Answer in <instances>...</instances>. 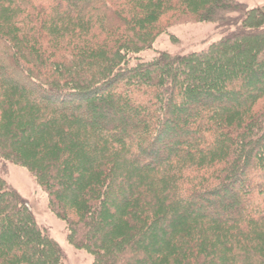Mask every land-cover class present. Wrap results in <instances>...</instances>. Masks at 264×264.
<instances>
[{
    "label": "trees",
    "instance_id": "obj_1",
    "mask_svg": "<svg viewBox=\"0 0 264 264\" xmlns=\"http://www.w3.org/2000/svg\"><path fill=\"white\" fill-rule=\"evenodd\" d=\"M132 2L128 13L110 0H0V112L6 124L13 125L7 142L0 136V152L25 164L12 144L39 150L35 164L41 166H25L50 195L49 205L57 216L63 214L60 202L78 199L86 221L81 227L72 222L69 233L97 237V248L87 240L74 244L93 251L94 264H129L130 253L143 252L144 244L153 247L139 264H162L155 257L163 245L169 249L177 245L186 253L173 254L167 264H180L184 256L189 264H264L256 250L264 248V107L249 114L264 99V70L239 76L231 87L192 88L195 74L214 51L224 52V46L250 33L246 25L262 26L258 30L264 43V7L211 0L205 11L194 13L191 0ZM172 12L178 16L173 24L213 22L222 38L200 52H164L130 66L168 28L146 25L157 14ZM252 44L244 41L238 48L248 50ZM200 57L206 62L195 63ZM180 74L188 83L178 89ZM50 99L56 104H48ZM104 100L100 108L98 103ZM45 111L48 116L41 114ZM97 111L101 115L95 118ZM130 113L137 117L130 129L97 123ZM19 122L22 128L16 126ZM23 136H30L31 142L21 146ZM178 138L183 139L173 146L171 140ZM60 142L63 150L55 160L48 145ZM81 143L89 150L77 154ZM68 149L74 156L64 161L61 156ZM73 167L82 173L78 183L66 173ZM115 186L122 194L117 203L124 207L122 222V211L111 217L109 199ZM238 189L241 196L248 191L243 201L217 213L211 202ZM204 205L212 209L213 217L201 221L206 228L194 232L188 225L202 216ZM211 220L223 227L221 234L211 233ZM182 226L185 232L179 229ZM156 227L162 229L157 236L152 234ZM17 229L30 241L22 249L6 241ZM259 230L263 235L257 238ZM212 234H217L215 241L222 250L205 246ZM63 260L61 248L0 173V264Z\"/></svg>",
    "mask_w": 264,
    "mask_h": 264
},
{
    "label": "rangeland",
    "instance_id": "obj_2",
    "mask_svg": "<svg viewBox=\"0 0 264 264\" xmlns=\"http://www.w3.org/2000/svg\"><path fill=\"white\" fill-rule=\"evenodd\" d=\"M114 5L117 7L121 8L124 11H127L129 13L130 10H132V6H134L132 0H110ZM237 3L245 4L249 8H258V7H264V0H234ZM211 3V0H191L190 3V11H193L194 13L202 12L206 10V6H208ZM178 16L175 15L174 12L168 13L166 15H158L153 19V21H150L149 24H147V27L151 28H165L168 27L167 30L160 35L153 43L152 47L149 50H146L138 55V59H132L131 62L129 63L130 66H135L137 63L140 61L142 62H147L155 59L160 53L167 52L171 55H186L190 54L193 52H200L203 50H206L209 48V46L217 41H219L222 38L220 29L218 28V25L213 23V22H185V23H174L175 21L174 18ZM248 28L247 31H250V33L247 34V36H243L241 38L236 39L235 42H230L227 46H224L225 51L220 52V51H214L213 57L211 60H208V63L206 60L202 57L200 58H194L195 63L203 61L206 62L203 64V68L201 71L197 72L195 74V79L196 83H193L192 88L195 89L196 91L203 90L204 88L207 91V89L210 88H215V89H223L227 87H231L233 85H236L237 80L240 81V77H244L249 72L255 70L259 71L264 70L263 68V63H264V54L260 56L259 54L261 52H264V43L262 40L263 34L260 33L261 31L258 30L261 28L260 26H255L254 24H249L246 25ZM257 29V30H255ZM253 41V44L248 48H244L242 46L241 49H239V45L244 42V41ZM237 43H240L237 45ZM243 45V44H242ZM253 55V57H250ZM188 69H186L187 71ZM22 78V77H21ZM186 79L185 76H182L180 74V81L178 83V89L179 87H184L186 83H188L187 80L183 82V80ZM187 81V82H186ZM199 82V83H198ZM254 86V84H251ZM92 89V88H91ZM89 90V89H88ZM34 91V90H33ZM37 94V97L40 99L42 98V95L38 93L37 91H34ZM178 92V91H176ZM88 97V96H87ZM86 96L84 99L87 98ZM55 99V98H54ZM104 101H100L99 107L104 106ZM56 104L55 100L50 99L48 101V104ZM77 103V101H74L72 105ZM90 104L89 102H87ZM209 104L204 103L203 105ZM58 105L63 106V102H59ZM91 105V104H90ZM202 105V104H199ZM264 107V99H261L257 101V104L254 106V108L249 112V114H252L253 112L256 113L257 111L261 110ZM89 108V107H88ZM91 109V108H90ZM97 110V109H96ZM85 112V111H84ZM112 113V111H110ZM109 112V113H110ZM252 112V113H251ZM44 113V114H43ZM42 115L48 116V112H42ZM81 114L83 112L81 111ZM92 115H95V118L97 116L101 115L98 111L97 114L93 112ZM112 117L110 118L109 123L103 122L102 119L99 121L97 120V123L100 125H105L108 128L111 129H130L132 126H135L136 123V116L132 113L129 114V117H120L117 114L111 115ZM136 117V118H135ZM5 117L3 114L0 112V136L2 135L5 141L7 142L9 139V134L11 135L12 132V126L13 125H7L6 120L4 119ZM101 118V117H100ZM182 123L186 121L187 116L182 117ZM238 119V118H237ZM237 121V120H236ZM16 126H19V128H22V123L19 122L16 123ZM184 127H187L184 126ZM185 129V128H184ZM33 135V134H31ZM30 135V136H31ZM30 136L28 139H26L23 136V140H21L19 145H25L26 142L30 143L31 139ZM187 141L191 142L193 139L190 137H186ZM183 139V138H182ZM181 138L171 140V144H174L173 146H177L178 143L182 140ZM73 140H76L77 142H81L78 137H73ZM167 139L165 140V143L168 144ZM64 143L63 141H61ZM56 143V145L51 146L48 145V149L50 153L52 154L53 158L56 160L58 159V154L63 150V144L62 143ZM164 143V142H163ZM9 144L7 143V146ZM81 149H77L78 152H84V150L88 151L89 148L84 145V143H81ZM18 147L14 144H12V149L14 152H17L20 155L24 156V161L25 164L23 163H18L17 160H10L9 159V154H5V152L1 153L0 152V173L1 175L7 180L8 184L13 187L18 194L21 196V198L29 204L31 211L37 221V223L43 228L47 234L49 235L50 238H52L58 246L61 248L63 254H64V260L62 264H94L95 261V255L93 251L86 250L85 248H81L78 245L80 242H91L92 244L96 245L95 247L97 248L98 244V239L97 237H94L92 240L90 237L86 236L84 234H76L74 233L72 236H70V224H75L78 225L86 221V215H82L80 212V209L78 208V199H73V200H64L63 203L60 202V207L63 210L62 217L57 216L52 209L50 208L49 202H50V195L45 192V190L38 185L37 180L32 174V171L29 166H41L38 164H35V162L38 161V153L39 150L30 149L27 150L22 148L19 149ZM36 147V146H35ZM24 149V150H23ZM66 150L64 151L65 153L61 156L64 157V161H67L69 158H72L74 156V153L72 150ZM259 150V149H258ZM263 152L262 149H260V152L258 154H261ZM57 153V154H56ZM76 154V153H75ZM257 154V155H258ZM11 157V156H10ZM66 159V160H65ZM27 163V164H26ZM53 172V171H52ZM69 173L70 177H72V180L75 183L79 182V175H82L81 170L78 168H71ZM81 173V174H80ZM123 178H121V181ZM125 181H122L124 183ZM241 189V188H239ZM236 190L234 193L232 191H229L226 194H222L219 196L216 201L213 200V206L217 213H222L226 212L228 208L232 207L234 205V201L242 202L243 198H245L248 195V191L244 190L243 191V196H241L240 190ZM121 189L118 186H115V192L109 199V206L111 210V217L112 220L116 217H114V213L117 211H122V216L121 222H122V217H123V211L124 207H117L118 201L121 199ZM241 196V197H240ZM217 197V196H216ZM59 199V198H58ZM62 201V200H60ZM198 201V200H197ZM79 203V202H78ZM211 208H207L205 205L201 206L202 210V216L195 218V220H192L193 225H188L189 227L191 226L193 231L196 232L200 226H205L202 225L200 222L206 219H209L213 217L212 211H210ZM212 210V209H211ZM204 217V218H203ZM191 219V218H190ZM192 219H194L192 217ZM120 222V221H119ZM190 223V222H187ZM210 228L212 229L213 232L211 233H219L218 230H221L223 227L221 225H218V221L216 220H211ZM208 224V225H209ZM104 229H106L109 226V222H107L104 225ZM161 227V226H157ZM156 230L152 231L153 235H159L162 231L161 228H158ZM183 227V226H182ZM179 228L182 230V232L186 231V227L184 228ZM206 228V226L204 227ZM208 228V227H207ZM192 229L190 231L192 232ZM17 232L8 234L6 237L7 243H9L12 247H17L19 249H22V247H25V243H29L27 240V237L24 236L23 232L20 229L16 230ZM209 232V229L206 230ZM256 237H261L262 231H256ZM174 236H177L174 234ZM120 236L114 237L115 239ZM217 234H212V236H208L207 242L205 246L210 247L214 246L217 247L219 250H222L220 246H218L215 241ZM76 244V245H74ZM214 244V245H213ZM105 245V243L103 244ZM160 245H163L161 243ZM104 247V246H103ZM144 251L143 252H134L130 253L128 256V262L129 264H139L140 261L144 260L147 257V253L149 250L153 247L151 244L143 245ZM199 245H196V248H199ZM204 247V245H203ZM256 250L260 251L262 253V256L264 257V248H256ZM173 254H178L179 256L182 254H186L182 248L179 246L175 245L172 249H169L168 245L164 246L162 249H159L156 252V259L161 261L162 264H167V260L171 262V258ZM226 256L227 251H226ZM17 257V256H16ZM187 256H184L183 260L181 261L180 264H189L188 259L186 258ZM19 258V257H17ZM20 259V258H19Z\"/></svg>",
    "mask_w": 264,
    "mask_h": 264
}]
</instances>
